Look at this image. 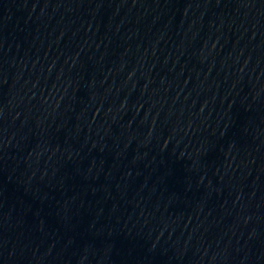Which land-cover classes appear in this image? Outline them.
<instances>
[{"label": "water", "instance_id": "1", "mask_svg": "<svg viewBox=\"0 0 264 264\" xmlns=\"http://www.w3.org/2000/svg\"><path fill=\"white\" fill-rule=\"evenodd\" d=\"M0 264H264V0H0Z\"/></svg>", "mask_w": 264, "mask_h": 264}]
</instances>
